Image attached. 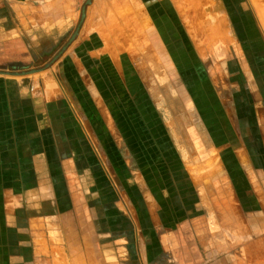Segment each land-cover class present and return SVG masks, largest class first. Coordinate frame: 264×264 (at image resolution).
I'll return each mask as SVG.
<instances>
[{"label":"rangeland","instance_id":"rangeland-1","mask_svg":"<svg viewBox=\"0 0 264 264\" xmlns=\"http://www.w3.org/2000/svg\"><path fill=\"white\" fill-rule=\"evenodd\" d=\"M88 1L83 2L79 28L93 16L90 7L94 0ZM173 2L195 43L193 47L185 45L188 51L195 49L193 68L182 63L184 69L179 71L166 46L163 52L157 48L160 59H155L156 55L149 53L153 46L150 34L148 45L132 44L126 49L113 45L111 48L121 53L117 57L122 62L116 64L126 76L125 83L122 78H114L109 63H104L107 67L99 75L95 63L89 58L84 62L95 74L93 82L100 90V105L98 95L88 91L89 84L94 85L88 78L82 81L76 72L80 71L73 50L77 40L70 42L58 59L52 60L54 53L47 62L40 61L33 67L59 73L60 78L55 76L58 86L72 88L77 94L68 96L74 103L77 97L84 133L94 135L85 143V153L94 151L96 159L100 157L101 168H105L101 157L108 153V165L117 169V174L106 171V175L98 168L99 178L86 175V168L84 179L78 175L87 186L99 183L110 187L108 193L100 191L104 193L99 206L90 190L83 197L84 214L89 218L94 211L99 228L94 240L99 248L87 253L83 264H264V160L260 156L264 154V0ZM109 5L97 21L110 27L101 36L111 50L110 34L113 42L114 38L122 42L125 32H133L135 21H127L124 13L119 19L118 0L109 1ZM138 22H144L143 16ZM146 48L147 58L141 62L139 57L146 55ZM77 54L86 58L81 52ZM22 69L17 66L7 72L20 73ZM7 72L3 74L12 84L37 81L40 76L31 73L23 78ZM105 104L112 124L105 121ZM52 114L56 116L54 111ZM113 129L127 140L140 170L125 163ZM220 140L228 141L224 143L226 152ZM242 146L250 156L247 173L239 170V165L226 168V155ZM38 152L42 156L40 147ZM39 170V183H52L47 168ZM30 176L26 171L21 175L28 193ZM63 178L58 174V192L67 196L69 204L70 183L68 177ZM0 197L4 201L1 191ZM207 212L215 219L216 229H211ZM163 217L169 222L161 221ZM173 224L177 228L181 224V229L172 234L168 227Z\"/></svg>","mask_w":264,"mask_h":264},{"label":"crops","instance_id":"crops-1","mask_svg":"<svg viewBox=\"0 0 264 264\" xmlns=\"http://www.w3.org/2000/svg\"><path fill=\"white\" fill-rule=\"evenodd\" d=\"M84 1L0 0V70L8 71L17 66L19 69L24 68L21 72L35 69L34 65L36 66L40 61L47 62V58L55 53L52 59L54 60L65 46L69 49L70 39L78 28ZM109 1L111 0H94L90 7L93 9V16L89 21L87 18L84 26L79 28L74 39L77 41L73 47L80 70L76 72L79 73L82 81L83 77L88 78L94 85L93 87L89 84L88 91L95 97L98 95V104L101 105V94L99 87L93 82L95 74L87 70L84 62L87 63L90 59L95 63L98 74L104 71L109 63L114 78L118 80L122 78L125 83L126 76L116 64L122 62L120 57H117V53L120 52H116V48L113 50L111 48L113 45L120 44L125 49L132 44L136 45L135 47L148 45L150 34L152 35L150 44L153 46L150 47L149 53L156 55L155 59L157 58L158 61L160 59L157 48L163 52L166 46L171 61L179 71L184 69L182 63H189L187 64L189 68H193L192 62L196 61L195 49L191 48L188 51L185 45L191 47L195 43L173 0H118L119 19L124 13L127 15V21L133 22L134 19L135 23L133 27L130 23L133 32H125L122 42L116 38L113 42L110 34L108 43L111 50L107 49L106 41L101 36V33H106L110 27L97 21L100 19L99 16L104 15L105 11L107 13L108 8L111 7ZM105 2L108 4L106 5ZM113 8H117L116 5ZM87 13L90 14L88 11ZM141 16L144 22H138ZM77 51L83 53L86 58L79 56ZM145 54L139 57L142 58L141 62L143 58H147L148 49ZM89 69L91 70L92 67ZM52 71L47 67L38 68V71L33 73L34 76L40 75L37 81L33 79L15 84L6 79V74H0V191L4 195V201H1L0 197V264H40L47 261L51 264H68V262L83 264L85 255L92 253L94 248H99L98 242L94 241L99 229L95 224L94 211L89 218L84 214L83 197L87 190H90L94 196H97L96 203L99 206V200L103 198L104 193L100 191L105 190L108 193L110 187L99 183L87 186L80 179H84L85 168L87 169L85 174L93 177H98V168L106 175L107 172L117 174V169L108 165L110 162L108 153L101 157L105 168L99 167L100 157L97 156L96 159L94 151L85 153V143L93 140V134L84 133L85 123L79 113L77 97L75 103L70 97L77 94L70 87V89L66 87L61 89L55 79V76L60 78V75L59 73L55 75ZM21 76L27 77V75ZM41 83L43 84L40 86ZM68 103L71 106H68ZM105 107L103 109L104 113L106 112L105 121L109 124L112 122L110 111L106 104ZM72 109L76 111V116ZM219 126L223 130L221 123ZM113 130L115 142L119 145L125 163L131 169L138 170L128 149L127 140L120 138L116 130ZM227 142L221 141L220 147L223 149L224 143ZM37 146L38 150L40 147L43 151L42 156H39ZM225 148L223 152H226ZM233 154L230 152L226 155L229 156L227 161L229 166L226 168H235L239 165L241 169H238L247 173L245 168L251 164L247 150L243 146L236 147L233 149ZM260 156L264 160V154L260 153ZM39 157L43 159L39 160ZM42 166L47 168V174L52 182L45 186L40 184L38 174L39 167ZM23 171L27 174L31 173L32 186L29 193L25 192L22 186ZM58 174L64 176V180L68 177L72 198L69 204L68 201L66 202L67 196L64 197L58 192ZM78 175H81L80 179ZM51 191L54 192L57 205H54V199L50 196ZM64 205L69 207L71 205L72 208L65 210ZM169 219L170 222L174 221L172 216ZM161 221L169 222L164 217ZM168 228L172 229L170 232L173 234L178 228L181 229V224H178V228L174 224ZM163 235L164 238L169 237Z\"/></svg>","mask_w":264,"mask_h":264},{"label":"water","instance_id":"water-1","mask_svg":"<svg viewBox=\"0 0 264 264\" xmlns=\"http://www.w3.org/2000/svg\"><path fill=\"white\" fill-rule=\"evenodd\" d=\"M88 2L91 3V0H89ZM84 17H85V13L83 12L82 13V18H81V23H82ZM78 31H79V27L77 28V30L75 31V33L72 35V37L70 39V42L74 41V39L76 38V36L78 34ZM66 49H67V46H65L63 48V50L61 51V53L59 55H57L55 57V59H58L60 57V55L63 53V51H65ZM37 71H38V69H32V70H29V71H22L20 73H18V72L11 73V72H7V71L6 72H7V74H10V75L11 74H14V75H27V74H31V73H36ZM2 73H4V70H0V74H2ZM206 214H207V216L209 218V225H210L211 229H214L215 227H217V225L213 224V223H215V219L210 214H208V212Z\"/></svg>","mask_w":264,"mask_h":264}]
</instances>
